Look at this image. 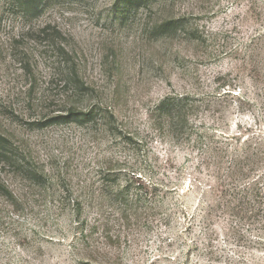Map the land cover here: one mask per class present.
<instances>
[{
    "label": "rangeland",
    "instance_id": "obj_1",
    "mask_svg": "<svg viewBox=\"0 0 264 264\" xmlns=\"http://www.w3.org/2000/svg\"><path fill=\"white\" fill-rule=\"evenodd\" d=\"M120 1L0 0V132L44 179L0 166V264H264V0ZM129 178L179 197L123 211Z\"/></svg>",
    "mask_w": 264,
    "mask_h": 264
},
{
    "label": "trees",
    "instance_id": "obj_2",
    "mask_svg": "<svg viewBox=\"0 0 264 264\" xmlns=\"http://www.w3.org/2000/svg\"><path fill=\"white\" fill-rule=\"evenodd\" d=\"M12 4L22 7L24 9H27L28 11H36L38 10V3L39 0H8ZM125 7L128 8H137L139 7L143 0H121L120 1ZM177 20L169 19L162 23H160L158 26L155 27V36H161L165 34H169L171 31L170 26L175 24ZM175 28V26H174ZM59 31H55V33H51V40L56 41V38L61 35H59ZM62 48V47H60ZM63 74L65 75V85L68 88L69 84L70 86L77 90L82 91L86 89L84 81L79 77L78 72L75 67L71 66L70 69L64 70ZM78 108L71 106L68 110V114L63 117L61 115L53 116L49 119H46L43 121V124H53L57 122L65 121L67 118L72 117L76 120H94L95 114L92 110H88L86 112L82 110H77ZM158 110L162 112V114L166 113L165 115L169 116L170 118H174V114H176V121L181 123L182 126L186 122V115L188 114V111L191 110V108H188V104L186 103V98H176L172 96H168L165 98L160 105L158 106ZM174 112L173 114H171ZM110 118L113 120V116L111 115ZM107 122H111V120H108ZM109 124V123H108ZM113 128V127H112ZM126 138V136H123ZM25 160V157L22 155V153L18 150V146L14 144V142L0 132V166L8 167L13 170V172L21 174L24 178L28 180H35L36 182L42 183L44 181L43 176L37 172H33V170L29 169L28 167L24 166L22 162ZM26 161V165H28ZM109 176V175H106ZM112 180L116 179L117 176H112ZM129 181L132 182L127 183L125 186L121 188H117L115 190L110 191V203L113 206H123L122 210H127V207L129 209L136 210L138 207H140V203L142 204H151L153 205L155 196L159 193H161L160 199L164 196L171 193L170 191H174V193L179 197V194L176 193L174 189H171L169 191L168 188H164L161 190L160 185L158 183H150L149 185L145 186L142 183H139L138 185H135V192L130 193L129 189L133 185V178H129ZM223 186V184L221 183ZM220 184L219 186L222 187ZM222 189V188H221ZM172 193V195H175ZM0 198L3 199L6 202H9L11 205L14 204V199L9 191L6 184L1 180L0 178ZM157 199V198H156ZM147 202V203H144ZM16 206V205H15ZM153 206H148V208H152ZM82 204L80 201H74L73 205V212L76 217V223L77 226H82L84 221H80L79 218L82 213ZM121 208V207H118ZM207 209H210V206L206 204L205 208V214L207 213ZM81 228V230H82ZM80 234H83L82 232ZM84 235H82L83 238Z\"/></svg>",
    "mask_w": 264,
    "mask_h": 264
}]
</instances>
